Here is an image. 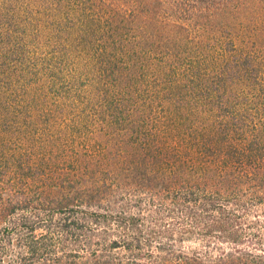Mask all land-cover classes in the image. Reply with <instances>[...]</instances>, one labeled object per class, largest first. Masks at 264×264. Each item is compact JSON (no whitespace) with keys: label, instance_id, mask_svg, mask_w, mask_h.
Masks as SVG:
<instances>
[{"label":"trees","instance_id":"trees-1","mask_svg":"<svg viewBox=\"0 0 264 264\" xmlns=\"http://www.w3.org/2000/svg\"><path fill=\"white\" fill-rule=\"evenodd\" d=\"M0 264H264V0H0Z\"/></svg>","mask_w":264,"mask_h":264},{"label":"rangeland","instance_id":"rangeland-1","mask_svg":"<svg viewBox=\"0 0 264 264\" xmlns=\"http://www.w3.org/2000/svg\"><path fill=\"white\" fill-rule=\"evenodd\" d=\"M183 246H184L185 248L189 249V248H191V247H194V248L198 247V244H197V243H194V242H190V241H185V242L183 243Z\"/></svg>","mask_w":264,"mask_h":264}]
</instances>
